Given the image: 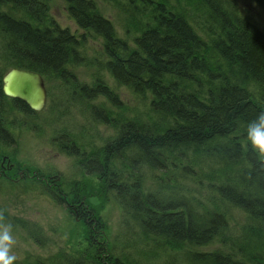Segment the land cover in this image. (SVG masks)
I'll use <instances>...</instances> for the list:
<instances>
[{
	"label": "trees",
	"instance_id": "trees-1",
	"mask_svg": "<svg viewBox=\"0 0 264 264\" xmlns=\"http://www.w3.org/2000/svg\"><path fill=\"white\" fill-rule=\"evenodd\" d=\"M51 1L0 0V63H5L3 68L0 65V119L5 108L12 116L22 110L32 111L24 101L4 93L3 76L10 68L37 71L47 81L55 77L69 79L67 83L75 87L71 69L81 63L100 62L101 70H108L116 82L130 86L142 97L147 115L124 116L128 105L118 99L100 70L93 76L92 84H80V92L86 101L106 98L110 106L97 104L92 107V113L98 122L119 129V135L104 141L100 149L79 150L74 145L61 149L75 156L80 167L85 165L90 172L83 170L85 175L97 176L99 190L121 200L150 238H162L176 254L183 253L199 264H264V201L257 204L240 200L230 208L225 203L228 213H224L218 211V205L202 206L176 188L192 177L196 169L206 167H212L213 175L222 169L225 179L230 176L229 182L244 191L240 179L251 182V192L264 188V166L246 138L248 122L264 111V34L236 14V9L241 10L234 0L226 2L235 4L233 13L254 34L236 31L226 41L224 35L229 28L234 29L224 19L228 12H211L209 0H187L197 12L206 49H201L203 45L193 46L188 38V29L193 26L177 7L183 0H108L114 5L121 1L128 4L123 8L129 13L126 33L133 35V40L117 36L112 20L103 15L95 0H65L69 13L85 30L82 34L60 26L50 12ZM173 11L181 17L173 15ZM89 35L103 37L105 61L99 58L91 61L86 56ZM212 50L225 54L241 71L252 74L250 82H246L248 92L239 91L235 83L214 76L206 63L212 60L209 58ZM112 108L119 110L117 117ZM137 119H140L139 128L134 123ZM1 136L0 141H6ZM118 138L128 144L121 146ZM137 149L142 155L140 163L134 159ZM98 151L117 156L122 167L117 159L114 163L110 157H105V161L97 159ZM107 168L113 172L106 173ZM145 169L158 170L162 177L157 183L167 187L145 184ZM81 182L85 181L71 182L80 197L84 195ZM212 186L220 194L228 193L224 188ZM76 197L71 201L81 202ZM86 204L85 215L95 216L92 204L87 201ZM262 206L263 210H259ZM102 228L98 223L93 230L89 224L83 232L91 235ZM215 241L221 247L198 251ZM117 253L108 250V256L101 259L86 253L80 256L79 263L140 264L126 261L128 257ZM26 261L18 263L32 264ZM56 261L35 259L36 264H58ZM59 264L67 263L61 260Z\"/></svg>",
	"mask_w": 264,
	"mask_h": 264
},
{
	"label": "rangeland",
	"instance_id": "rangeland-1",
	"mask_svg": "<svg viewBox=\"0 0 264 264\" xmlns=\"http://www.w3.org/2000/svg\"><path fill=\"white\" fill-rule=\"evenodd\" d=\"M95 1L103 15L112 20L117 31V36L133 40V35L126 33L127 15L129 13L123 10V8H126L128 4L126 5L124 1H121L117 5L108 0ZM236 1L241 12L262 26L264 30V3L258 0ZM49 7L51 14L62 27L69 28L76 34L85 32L69 13L65 0H52L49 3ZM130 20L133 21V19ZM1 46L2 43L0 44V53L2 52ZM85 50L88 54L86 56L91 61L96 58H99L101 62L107 59L104 39L101 36L89 35ZM0 65L1 68L5 67V63H0ZM101 66V63L98 62L95 65L81 63L73 67L71 75L75 78V87H73L71 82L67 83L69 79H57L55 77L50 81L46 80L49 91L46 109L40 112L39 115L32 117L34 120L32 124L29 125L28 123L23 128L21 127V130L14 132L17 138L16 147H8L3 152L0 145L1 156H8L7 158H9L11 163H16V166L21 165L20 167L30 171L37 169L46 173V175H53L55 178L57 175L63 176L67 183L75 182L76 179L83 181L76 157L70 156L59 145L64 144L65 147H68L67 142L73 138L74 145L79 147V150L86 149V151H89L91 148H95V146L100 147L106 140L109 141L111 138L118 137L119 129L98 122L92 113V107L97 104L110 106L108 102L106 103V98L96 97L95 100L86 101L80 92V84L86 82L92 84L94 82L93 76L102 69ZM100 73L102 74V78L107 80L108 84L112 86L118 99H122L128 105L125 106L126 112H124V116L128 115L127 118H129V116L139 117V114L143 116L147 115L145 101L130 86L116 82L108 70L103 69ZM112 110L113 115L117 117L119 110L117 108L115 110L112 108ZM64 133L70 134L65 135L67 139L63 137ZM72 134H75L77 137H73ZM116 161L122 167V161ZM123 169L127 170L124 166ZM148 171V169L143 171L145 184L153 188L167 187L164 183H157L158 178L162 176H150V172ZM86 178L88 183H92L90 188L94 191L91 199H89V203L98 209H102L101 214L107 223V228L103 229L101 236L102 239L108 240V242H104L107 244L104 250L118 252L117 254L129 258H126V261L149 262L147 264H199L194 263V260H191L188 256L185 257L183 253L176 254L169 247L155 251L153 246L148 242L152 238L146 232L143 234L137 228V224L127 225V228L121 224V209L113 202V194H103L99 190L97 185L98 177L92 176ZM165 183H171V181ZM182 185L190 187L187 181ZM50 195L45 192L39 182H35L34 180L23 179L13 181L6 176H3L2 179L0 178V212L2 213L1 215L6 217H3V220L0 219V222L12 225L15 244L11 251L18 257L14 264H19L18 262L24 263L25 258L32 255V258H34V262L31 261L32 264L35 263L36 257L44 256L47 258L53 254L56 257L59 255L60 248L64 247L66 249L67 245H71L73 250H77L78 245L83 242V228L75 224L69 218L65 207L57 204ZM110 197L111 199L107 200ZM16 219L23 220L24 222L28 221L29 223L32 222L31 232L28 233L27 229L23 228ZM34 229L36 231L38 229V233L39 230L42 232L44 237H42L44 239L43 242L37 240L35 234L38 233ZM122 234H125V239L122 237ZM158 242H162V239L159 238ZM218 246L219 241H215L206 247H202L200 250H211ZM175 255L178 256L175 257ZM103 256L107 257L108 254ZM53 260L50 259V263ZM59 261L61 260L56 262L59 264Z\"/></svg>",
	"mask_w": 264,
	"mask_h": 264
},
{
	"label": "bare ground",
	"instance_id": "bare-ground-1",
	"mask_svg": "<svg viewBox=\"0 0 264 264\" xmlns=\"http://www.w3.org/2000/svg\"><path fill=\"white\" fill-rule=\"evenodd\" d=\"M183 1L184 2L177 5V7L179 8L180 12L183 11L185 16L187 17L188 24L190 25V22H191V24L193 26L192 28H189V29L187 28L189 31L188 38L190 39V42L192 43L193 46L196 47V46L203 45L201 49H206L205 41L202 40L204 38L203 29H201L202 26H201L200 22L198 21V19H196L197 18V15H196L197 12L193 9V6L191 5V3H189V1H187V0L186 1L183 0ZM226 1H229V0H209V4L212 6V7H210L211 12L217 13V14L220 11L222 12V14H224L225 12H228L227 15H224V19L226 21H228V26L229 27L233 26L234 29L232 30L231 28H229L228 33L225 34L223 37V39H225V41L229 38L231 33L233 34L236 31L240 32L242 30H245L246 32H248L250 34H254L251 31L252 29L249 26H247L245 24V22L248 25H250L251 27H253L254 29H256L257 31H259L260 33L264 34V30L262 29V26L258 25L254 20H251L249 17H247V15L245 13L236 9V12H237L236 14L238 16L242 17L245 20V22L240 20L233 13V11L235 10V4L233 2L228 4ZM234 1L236 2V4H238L236 0H234ZM226 5H229L230 10L227 11L228 7ZM173 15H175L178 18L181 17V14H179L175 11H173ZM179 21H181V20H179ZM178 23H180V22H178ZM201 42H203V44ZM87 44L88 43H86V45ZM86 45H85V47H86ZM209 54H210L209 58L212 60L210 61V63L209 62H206V63H208L207 64L208 69L211 70V72L214 74L215 77H217L219 79L222 78L223 81L229 80V82L235 83L236 89L239 91L248 92L250 90L249 85H247V84L250 82L252 74H250L246 71H241V67L238 64H233L232 62H229V60H228L229 58L223 53H220L216 50H212ZM246 82H248V83H246ZM103 83L106 84L105 81H103ZM144 103L146 104V102H144ZM47 105L48 104H46L43 109L38 110V111L33 110L31 108L32 111L22 110L20 112H17L16 115H13V116H12V114H9L8 109H6V108L3 109V117L1 116V119H0V124L2 125V130L0 131V135L2 134L1 137L6 140V141H4V140L0 141V145L2 146L3 152H5V149L8 147H12V148L16 147L17 138L15 137L14 132L21 130L20 128L21 127L23 128V126H26L28 123H29V125L32 124L34 122L32 117L39 115L40 112H42L46 109ZM134 123H135V126H137V127L140 126V119H137ZM34 124L37 125L38 123H34ZM8 133H10L9 137L6 136ZM65 135H70V134H67V133L63 134V137L67 139V136H65ZM72 136L77 137L75 134H72ZM118 140H119V143L121 142L120 145L123 147H125L128 144L127 142H124L119 138H118ZM67 145L68 146L74 145L73 138H71V140L69 142H67ZM95 148L100 149L99 146H95ZM137 150H138V154H136L137 157H134V159H136L138 161V163H140L142 161V155H141V152L139 151V149H137ZM133 152H131V153H133ZM1 154L2 153H0V161L3 159H7L8 156H6V155L1 156ZM95 155L99 156L97 159H101V160L104 159V161L106 160L105 157H110V159L112 160L113 163L115 162L116 159L119 160L117 158V156H114L113 154H112L113 156L112 155L106 156V154H103L102 151H98L97 153H95ZM90 163L93 164V161H91ZM91 164L89 166H91ZM78 166L81 170V173L83 176V181H85V182H81L84 185V187L81 186V190L84 192V195H81V197L77 196V191L71 185L72 183L71 182H70L71 184L67 183L65 181L66 179L63 176L60 177V175H57L60 179H58L57 177L55 178L53 176L48 177L49 175H44L41 173L42 171L37 170V169L34 170V172H32V173H38V176H40V179L36 180L35 182H39L43 186L45 192L48 195L51 194L50 196L52 197V199L57 204L65 207V211L68 213L69 218L71 220H73L75 224H78L82 228H86L87 225L90 224V227L93 228V230H94V228L98 225V223H100V224H102L103 228H102V230H99L96 232L94 231L91 235L83 232V242L80 245H78L77 250H73L71 248V245H67L66 249H64V247L59 249V255H57L56 257H55V254H53L52 256H49L47 258H45L44 256L43 257L40 256L39 258H41L42 261L45 260L47 262H50V259H54V260H63L67 264H81V263H79V262H81L80 261L81 259H79V258H80V256H84L86 253H89L91 256H95L98 259H101V257H104L103 255H105L108 251V250H104L105 247L107 246V244L104 243L106 240L101 238L102 233H103V229L105 230L107 228L106 220L104 219V217L101 214L102 209H98L97 207L92 205V209L95 210V212H96L95 216H94V213L93 214L89 213V216H88V213H87V215H85V213H86L85 212L86 211L85 206L87 205L86 201L89 203V199H91L92 194L94 192L90 188L91 185L89 183H87L86 177H92V176L85 175V171L90 173L86 167H85L86 169L84 168L85 165H83V167H80V164L78 163ZM211 168L206 167V168L201 169V170L196 169V171L192 177L186 178L187 183L190 186L189 188L187 185H184V186L179 185V186H176V188H178L182 192H184L182 194L188 196L189 198H191L194 201L196 200L202 206H206V205L216 206V205H218V208H219L218 211L224 212V213H228V212L225 210L223 205L227 204L226 207L230 208L233 205H238L240 203V200H245L246 202H256L257 204H259L260 202L263 203V201H264V188L263 189H257V190L254 189L255 191L251 192L250 191L251 187H252L251 182H246L245 180L240 179L239 184L242 185V187L246 188V190L244 191L241 188H238V186H235L234 184L229 182L230 176H227V180H226L225 175L222 173V169H221V172L219 174L213 175V172H212L213 170H211ZM83 170H85V171H83ZM105 171H106V173L107 172L108 173L113 172L111 168H107V169H105ZM148 172H150V176L153 175L155 177H156V175L159 174L158 170H149ZM0 178L2 179L3 176H1ZM224 180L226 182H224ZM212 185H217L218 188H220V187L224 188L228 191V193H226L224 195L220 194V192L216 191V189H212V187H213ZM209 188H211V189L206 194V191ZM72 197H76L77 199L80 197L81 202H78L76 199H74V201L72 202L71 201ZM113 198H114L113 202L116 203V205H118L121 209V214H122L121 224L125 225L126 228L131 224H137V228L140 231H142V233L144 234L146 230L144 228H142L141 224L132 217L131 212H129L125 209V206L122 203V201L116 197H113ZM110 199H111V197L107 200H110ZM89 204H91V203H89ZM262 208H263V206L259 210H263ZM1 214L2 213L0 212V219L3 220L4 216ZM4 218H6V217H4ZM17 221L23 228L27 229L28 233L30 232L29 229L30 228L32 229V222H30V223L28 221L24 222L23 220H20V219H18ZM36 236H37L36 237L37 240H39V241L44 240V239H42L43 235H42V232L40 230H39V234H36ZM122 237L125 239V234H122ZM124 239H122V240H124ZM160 239H162V238H160ZM158 240H159V237L148 240V242L153 246V249L155 251L160 250L162 248L170 247V245L166 241H164L163 239H162V242H158ZM106 242H108V240ZM218 247H221V245H219ZM198 251H203V250L198 249ZM32 257H33V255L30 257L27 256V258H25V259L28 260L29 262H31V261L34 262V258H32ZM139 263L140 264H147L149 262L145 263V262L141 261Z\"/></svg>",
	"mask_w": 264,
	"mask_h": 264
},
{
	"label": "water",
	"instance_id": "water-1",
	"mask_svg": "<svg viewBox=\"0 0 264 264\" xmlns=\"http://www.w3.org/2000/svg\"><path fill=\"white\" fill-rule=\"evenodd\" d=\"M3 91L12 98L23 100L33 110H41L47 102L43 76L21 67H12L3 77Z\"/></svg>",
	"mask_w": 264,
	"mask_h": 264
},
{
	"label": "clouds",
	"instance_id": "clouds-1",
	"mask_svg": "<svg viewBox=\"0 0 264 264\" xmlns=\"http://www.w3.org/2000/svg\"><path fill=\"white\" fill-rule=\"evenodd\" d=\"M246 138L252 149L257 154V159L264 166V111L258 113L254 119L247 124ZM15 244L12 234V225L0 222V264H14L18 259L11 251Z\"/></svg>",
	"mask_w": 264,
	"mask_h": 264
},
{
	"label": "flooded vegetation",
	"instance_id": "flooded-vegetation-1",
	"mask_svg": "<svg viewBox=\"0 0 264 264\" xmlns=\"http://www.w3.org/2000/svg\"><path fill=\"white\" fill-rule=\"evenodd\" d=\"M61 146H64V144L59 145L60 148ZM20 166L21 165L16 166V163H11L9 158L1 160L0 161V177L6 176L7 178L12 179L13 181H19L23 179H30L31 181L33 180L36 181L40 179V176H38V173H32L34 171L24 169L23 167H20ZM52 176L53 175H49L48 177H52ZM57 178L60 179L58 176Z\"/></svg>",
	"mask_w": 264,
	"mask_h": 264
}]
</instances>
